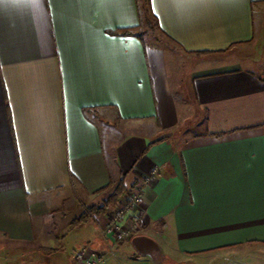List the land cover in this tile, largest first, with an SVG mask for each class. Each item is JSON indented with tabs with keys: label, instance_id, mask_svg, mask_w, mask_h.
<instances>
[{
	"label": "crops",
	"instance_id": "crops-1",
	"mask_svg": "<svg viewBox=\"0 0 264 264\" xmlns=\"http://www.w3.org/2000/svg\"><path fill=\"white\" fill-rule=\"evenodd\" d=\"M149 14L206 58L198 131L180 129L166 57L138 32ZM135 186L139 226L113 243L106 210ZM80 249L264 264V0H0V258L86 264Z\"/></svg>",
	"mask_w": 264,
	"mask_h": 264
},
{
	"label": "rangeland",
	"instance_id": "rangeland-1",
	"mask_svg": "<svg viewBox=\"0 0 264 264\" xmlns=\"http://www.w3.org/2000/svg\"><path fill=\"white\" fill-rule=\"evenodd\" d=\"M146 18V21L143 19L138 28V32L150 46L158 50L160 49L166 57L170 73V82L174 89V96L178 104L179 127L180 129H188L189 133L195 132L196 130L198 131L195 123L201 121L202 114L193 104L194 99L190 88V82L195 69L199 70L200 68L205 67L202 66L205 64H203L202 61L206 58L184 53L171 39L162 35L155 25L151 14ZM87 209V207H84V210ZM133 232H136V230ZM72 248L69 247V250H72ZM27 256L28 255L23 254L17 255L14 259L6 257V260L0 258V264H43V259L40 258V254H38L36 258L37 263L32 259H28Z\"/></svg>",
	"mask_w": 264,
	"mask_h": 264
},
{
	"label": "built area",
	"instance_id": "built-area-1",
	"mask_svg": "<svg viewBox=\"0 0 264 264\" xmlns=\"http://www.w3.org/2000/svg\"><path fill=\"white\" fill-rule=\"evenodd\" d=\"M155 173V171H153ZM142 193L139 186H135L126 195L119 200L113 207L106 210L107 222L103 228L104 234L111 242H120L131 236L136 230L140 222V205L142 203ZM128 214V215H127ZM125 216L128 217L129 226L124 227L123 221ZM88 250V249H87ZM86 249H80L74 255L76 260H84L86 264H97L98 260H103V257L92 250H88V255L85 254Z\"/></svg>",
	"mask_w": 264,
	"mask_h": 264
},
{
	"label": "trees",
	"instance_id": "trees-1",
	"mask_svg": "<svg viewBox=\"0 0 264 264\" xmlns=\"http://www.w3.org/2000/svg\"><path fill=\"white\" fill-rule=\"evenodd\" d=\"M109 203V201L104 202L102 205L98 206V207H90L87 210H83L82 214L80 215V217L76 220L77 222H84L86 220V218L90 217L92 214H97L99 212H103L106 208V205Z\"/></svg>",
	"mask_w": 264,
	"mask_h": 264
}]
</instances>
